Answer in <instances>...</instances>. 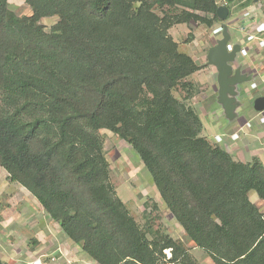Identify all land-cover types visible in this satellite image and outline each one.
I'll return each mask as SVG.
<instances>
[{
    "label": "trees",
    "instance_id": "16d2710c",
    "mask_svg": "<svg viewBox=\"0 0 264 264\" xmlns=\"http://www.w3.org/2000/svg\"><path fill=\"white\" fill-rule=\"evenodd\" d=\"M23 1L29 17L0 0V167L10 181L96 264H200L118 197L98 135L108 130L138 154L194 249L214 264H264V213L250 199L264 202V164L203 136L188 78L209 67L169 34L219 23V0ZM54 16L46 32L39 22Z\"/></svg>",
    "mask_w": 264,
    "mask_h": 264
},
{
    "label": "rangeland",
    "instance_id": "374dc122",
    "mask_svg": "<svg viewBox=\"0 0 264 264\" xmlns=\"http://www.w3.org/2000/svg\"><path fill=\"white\" fill-rule=\"evenodd\" d=\"M221 2L224 3L222 0ZM7 3L8 9L18 17L32 15L31 7L23 0H8ZM155 12L159 16H163L159 8H156ZM248 18L250 17H235L231 13L226 22L232 31L231 34L233 35L239 28L248 24L245 21ZM256 18L263 21L264 15ZM58 21L57 16L46 17L40 20L39 25L49 32ZM222 24V22H217L213 27L208 28L192 23L174 27L169 31V34L179 44L182 52L194 56L192 58L197 63L207 64L208 46L216 44V39L212 37V34L221 33ZM237 34L239 35V33ZM233 41L238 42L234 35ZM196 45L201 46V49ZM242 47L248 49L246 60H252L254 54L250 44L243 43ZM207 69L209 70L188 78L196 85L197 90L187 103L204 118H202L203 136L212 144L224 147V140L226 141L228 137L234 138L239 132L246 133L249 125L253 128V132H258L259 129L263 130L264 112L257 114L251 107L254 97L263 93V87L256 91H251L249 88L250 93L243 96V98H247L245 102L246 109L249 107L248 112L242 110L244 112L241 111L235 122H229L223 113L217 111L221 107L216 103V92L212 90L216 84V71L213 67ZM247 86L249 87V84ZM174 95L182 99L184 92L177 89ZM4 107V95L0 92V109ZM249 121L250 123L247 125L245 122ZM245 124L247 126L244 127ZM98 135L102 139L104 153L110 163L111 182L116 193L139 225L142 228L149 226L154 230H160L175 241L182 243L200 264H214L206 253L194 249L183 228L163 203L151 176L132 147L111 131L100 130ZM250 199L264 213V204L259 202L254 192L250 193ZM164 254L167 260L172 258L171 250H165ZM0 259L5 264H96L64 235L63 231L26 189L10 181L8 173L1 167Z\"/></svg>",
    "mask_w": 264,
    "mask_h": 264
},
{
    "label": "crops",
    "instance_id": "0c3cea01",
    "mask_svg": "<svg viewBox=\"0 0 264 264\" xmlns=\"http://www.w3.org/2000/svg\"><path fill=\"white\" fill-rule=\"evenodd\" d=\"M222 1H224V3L221 2V0L218 2L219 6H226V7L230 6L231 9L229 10L233 16L235 17L243 16L245 18L250 17L245 20L246 22H248V24L239 28L237 32L235 31L233 33L234 37L238 39V42L233 41V35L231 34L232 31L230 29L229 32L231 34V38H232L231 42L233 41L232 42L233 44L240 43L239 40L241 39L244 40V43H249L250 48L253 50L254 55L252 60H248V61L246 60L248 55L244 57L240 55V57H238L239 63L241 62L243 64L242 68L244 74H247L251 80L250 82L247 83L249 84L248 88H252L253 91L258 90V88H262V87L264 88V20L260 21L259 18H256V17H263L264 15V0H222ZM178 26H182V25H178ZM237 33H239V35ZM220 35H222V32L219 34L213 33L212 37L217 41L218 39L221 38ZM196 46L201 49V46L199 45ZM210 47L211 46L209 45L208 49ZM191 57L194 58V56L192 55ZM197 64L203 65L204 62ZM239 65L241 64H238L237 66ZM206 70L200 71L195 75H199L205 72ZM263 88H262L263 93L259 94V96H264ZM259 96L258 95L255 96L254 99ZM245 99L247 98H243V96L241 97V99H239L238 97L240 104L246 105ZM254 99L252 100V102L254 101ZM217 111L224 114L222 107L218 108ZM238 113L240 115L241 111ZM199 116L202 120L203 118L202 114H199ZM245 123H247L248 125L250 121ZM247 125L245 124L244 127ZM247 128L248 130H246V133L243 132L245 134L239 132L234 138L228 137L226 141L225 140L224 142L222 141L225 144L224 148L228 150L238 161L249 163L254 158H258L264 164V129L263 130L259 129L258 132H253L252 131L253 128L251 127V125L247 126ZM259 202L264 204V202H262L261 200H259Z\"/></svg>",
    "mask_w": 264,
    "mask_h": 264
},
{
    "label": "water",
    "instance_id": "95a60500",
    "mask_svg": "<svg viewBox=\"0 0 264 264\" xmlns=\"http://www.w3.org/2000/svg\"><path fill=\"white\" fill-rule=\"evenodd\" d=\"M219 22H222V35L216 41V44L211 46L207 52V65L217 71V101L222 107L225 118L229 122H235L239 117L238 109L240 101L238 100V86L248 83L250 78L244 74L242 65L237 64L241 45L235 44L232 51L228 50V45L231 42V34L229 26L226 22L230 16V10L226 6H220L216 12ZM253 110L259 114L264 112V96H259L253 101Z\"/></svg>",
    "mask_w": 264,
    "mask_h": 264
},
{
    "label": "flooded vegetation",
    "instance_id": "af4514ba",
    "mask_svg": "<svg viewBox=\"0 0 264 264\" xmlns=\"http://www.w3.org/2000/svg\"><path fill=\"white\" fill-rule=\"evenodd\" d=\"M238 64H241V65H243L241 62L239 63V61H238ZM238 64H236L235 66H234V68H236L237 67V65ZM210 68H212L211 66H209ZM215 69V68H214ZM215 71H216V69H215ZM215 81H216V84H215V87H212V90L214 91V92H216V94H217V92H218V84H217V71H216V74H215ZM251 81V80H250ZM249 81V82H250ZM238 91H239V99H241V97L242 96H244V95H246V94H248V93H250V90H249V88H248V86H247V83H245V84H242V85H240V86H238ZM251 91H252V88H251ZM218 95V94H217ZM216 103L218 104V101H217V99H216ZM253 106V102H251V107ZM246 105H244V104H241L240 105V107H239V109H238V112H240V111H242V110H244L245 112H248V108L246 109ZM253 108V107H252ZM246 109V110H245ZM244 111H242V112H244Z\"/></svg>",
    "mask_w": 264,
    "mask_h": 264
},
{
    "label": "built area",
    "instance_id": "2783aa9c",
    "mask_svg": "<svg viewBox=\"0 0 264 264\" xmlns=\"http://www.w3.org/2000/svg\"><path fill=\"white\" fill-rule=\"evenodd\" d=\"M243 43H244V40H241L240 43H237V44L241 45V51L239 52V56L238 57H240V55L243 56V57L248 55V49L242 47ZM234 45L235 44L230 42L229 45H228V50L232 51Z\"/></svg>",
    "mask_w": 264,
    "mask_h": 264
}]
</instances>
